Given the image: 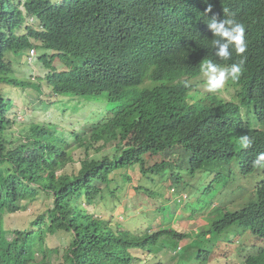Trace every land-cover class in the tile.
Here are the masks:
<instances>
[{
  "label": "trees",
  "instance_id": "16d2710c",
  "mask_svg": "<svg viewBox=\"0 0 264 264\" xmlns=\"http://www.w3.org/2000/svg\"><path fill=\"white\" fill-rule=\"evenodd\" d=\"M181 2L0 0V225L4 214L25 210L42 194L51 202L31 222L30 230L13 231L17 247H12L0 264H163L154 262V258L169 251L178 255L180 264H207L209 252L205 248L192 255L182 248L177 251L179 242L192 238V234L177 232L171 225L135 233L124 223L107 220L85 208L112 195L108 193L110 182L121 179L125 171L133 177V170L140 175L137 182L128 180V186L136 193L153 194L164 179L194 177L208 162L227 157L219 135L213 134L199 143L208 128L186 127L188 117L178 113V104L173 103L182 94V86L175 80L186 75L192 64L191 49L197 35L195 26L181 14ZM250 3L264 12V0H232L231 12L245 15ZM29 17L35 20L32 26L25 25ZM32 41L40 43L35 46L39 49L37 61L46 69L44 83L55 97L44 102L57 101L58 96L104 92L109 102L121 106L113 110L109 119L88 124L79 136L69 132L68 140L51 122L32 123L28 133L21 130L20 137L13 138L9 131L22 124L13 117L14 100L1 91V86L7 84L21 90L31 87L38 95L43 91L40 79L24 83L16 78L7 55L25 53L33 46ZM56 60L64 72L56 71ZM78 60L84 63L79 65ZM168 69H176V73L165 91L156 99L140 94L139 86L148 75L166 76ZM229 86L235 96L229 97L221 121L233 119V113L245 104L264 108V63L260 67L249 63L244 79H230ZM136 119L144 137L129 143ZM73 149L81 150L84 159L77 173H67L65 170L74 163ZM102 150L110 153L91 158V151ZM169 152H180L182 163L168 157ZM162 156L164 159H160ZM179 195L178 204L188 199ZM253 207L227 212L207 231L202 229L205 223L198 221L202 226L197 233L218 237L233 226H242L263 238ZM57 233L64 234L67 242L50 256L46 238ZM237 237H229L227 243L242 240ZM207 240L217 245L212 238ZM262 251L237 264H264Z\"/></svg>",
  "mask_w": 264,
  "mask_h": 264
},
{
  "label": "rangeland",
  "instance_id": "374dc122",
  "mask_svg": "<svg viewBox=\"0 0 264 264\" xmlns=\"http://www.w3.org/2000/svg\"><path fill=\"white\" fill-rule=\"evenodd\" d=\"M51 1L57 3L59 0ZM27 24L30 26L33 23L31 24V20L29 19ZM38 44L36 43V46ZM36 53L35 59L30 63L24 56V53L17 57L7 55V58L13 62V75L24 83L28 81L35 82V80L40 79V86L43 91L42 94L38 95L31 87L25 86L21 90L19 87L7 84L1 86V91L7 97L14 100L15 114L13 117L16 118L17 122L22 124V126H19V124L14 125L9 131L13 138L16 136L20 137L21 130L24 133H28V128L30 125H33L32 123L51 122L57 125L60 133L66 135V139L68 140L71 139L70 134H68L69 132L74 136H79L82 134V130L88 127L90 121L93 120L95 122L97 120L96 122H98L101 118L107 120L111 116V112L109 111L116 105L121 106V103L109 102L105 98V94L79 97L64 95L58 96L57 101L51 103L44 102L51 101L55 97L50 95L49 89L44 83L43 78L47 71L37 61L39 49L36 50ZM51 54L52 52L49 53V56ZM54 64L57 67V72L64 70V67L57 60ZM42 102L44 103L42 104ZM135 122L137 123L132 127L128 136L129 143L138 142L144 137L143 130L137 119ZM13 130L15 131L14 133ZM12 137L10 138L13 139ZM127 143L128 141L125 142V144ZM72 153L74 163L65 170L67 173H77L80 168V161L84 159L81 150L73 149ZM107 153H110V151L102 150L100 153L91 151L90 156L91 158H99L101 155ZM179 153H174L171 159L182 163L184 157L178 159L177 155ZM160 159H164V157L162 156ZM119 172H122V170ZM133 174L134 177L125 171L121 179L110 182L112 184L108 188V193L112 192V195L106 196L103 201L99 200L95 204L96 206H85V208L94 210L98 215L107 220L124 223L125 227L135 233H140L147 229L168 228L171 225L177 232L192 234V237L195 238L179 242V246L185 253L191 255L199 248L205 247L209 252L207 264H237L243 261L244 255H247L249 251L256 250L257 247L264 245L259 239L248 238L247 236L246 238H242V240H234L233 244H228L229 237L250 233L249 230L242 226H233L224 234H217L216 236L218 237L211 234V238L217 245H213L206 238L202 239L204 236L198 235V233L195 234L197 231L195 227H192V224H198V221H200L210 225V222L217 220L222 213L230 211L228 208H235L242 202V200L236 198L245 196L246 201L242 205L247 204L253 198L252 195H249V190H253L255 184L254 178L246 179L229 164L208 163L207 167L198 172L194 177L182 175L177 180L171 179L167 181L164 179L159 188L154 190L156 192L153 194L152 192L139 194V192L136 193L134 188H130L128 180L131 179L133 182H137L140 178V175L134 170ZM110 177H114L113 174ZM213 179L220 183L219 186H215L212 183ZM224 184L226 187L220 188ZM103 186L101 185V187ZM171 188H174L175 191L173 192ZM148 190L151 191L150 187H148ZM201 191L202 194L200 196ZM182 192L187 194L188 199L178 204L176 199L180 198L179 194ZM241 192H245L247 195ZM184 196L185 194H183ZM35 200L27 206L25 211L13 215L6 214V217L3 219V229L4 227L11 230L30 229L31 222L37 218L42 210L47 209L51 204L49 197H44L43 194ZM225 204L228 208H226ZM202 229L204 231L207 230L206 226H203ZM66 242L67 238L62 233L48 235L46 245L51 250L48 254L50 256L55 255V249L64 248ZM139 254L141 253L139 252ZM140 258L144 259V256H140ZM180 260L178 255L173 251L162 252L154 258V262H162L163 264H180Z\"/></svg>",
  "mask_w": 264,
  "mask_h": 264
},
{
  "label": "clouds",
  "instance_id": "9594fccd",
  "mask_svg": "<svg viewBox=\"0 0 264 264\" xmlns=\"http://www.w3.org/2000/svg\"><path fill=\"white\" fill-rule=\"evenodd\" d=\"M183 1L181 2V4L183 3L181 14L183 18H186L189 23L195 26L197 35L191 49L192 64L188 67L186 75L177 77L175 80V83L181 84L182 94L173 103L178 104V113L188 117L185 122L186 127L196 130L208 128V134L199 143L209 140L213 134L219 135V144L223 147L227 157L225 160H213L208 163L229 164L241 176L246 179L254 178L255 181L253 190H249V195H252L253 198L247 204L242 205L246 201L245 196L236 198L242 200L239 205L235 208H228L226 206L228 203H226L225 206L230 211L222 213L217 220L210 222V225L206 223L203 226H206L208 230L211 224L220 222L222 216L226 215L227 212L234 213L251 205V207L254 206L253 211L258 227L264 234V196L260 197L264 195V108H255L251 104H245L233 113V119L226 118L221 121V116L227 108L229 97H233L234 99L235 96V92H231L229 80L231 79L235 82L239 79H244L249 63L255 64L258 67L264 63V12L253 8L252 3H250L247 12H245L247 14H234L230 9L232 0ZM29 19L31 20V24L33 23L32 25H34L35 20L32 17L26 19L25 25H28ZM31 43L33 46L27 48L24 53L29 63L35 59L37 55L36 50L38 49L35 47L36 42L32 41ZM77 63L82 65L84 62L78 60ZM175 73L176 69H168L166 76L157 75L150 77L148 75L139 86L138 90L140 94L146 93L151 99H156L167 89L175 78H173ZM192 73L194 74L193 76L191 75ZM101 94L105 93L102 92L91 96H99ZM117 106L109 111L111 112V116ZM102 120L104 118L99 119L98 122H96L97 120L95 122L92 120L89 124L93 125ZM174 137L175 135L172 136V139ZM171 154L172 152L167 153L168 157L171 158L174 155ZM181 157L182 154L179 153L177 158L180 159ZM212 182H214L215 186H219L220 184L214 179ZM225 187L226 185L224 184L220 188ZM171 190L174 192V189L171 188ZM241 193L247 195L245 192ZM181 194V198H188L186 193L182 192ZM183 194H185L184 197ZM201 194L202 191L199 195L201 196ZM237 207L239 208L236 209ZM18 212L11 214L13 215ZM5 217L6 214H4L0 225V259L7 258L10 249L17 247L15 241H13L15 237L13 231L20 230H11L6 227L3 229V219ZM187 220L191 221V219ZM198 226L199 224H192V227H195L196 231ZM206 233L204 238L210 239L211 234ZM246 236L248 238L259 239L264 244V236L263 238H258L252 235V233L241 234L237 238L242 239L246 238ZM193 238L195 237L186 240L189 241ZM179 250L181 248L177 245V251ZM262 250H264V245L257 247L256 250L249 251L247 255L245 254L246 256L244 255L243 260L248 256H257L263 252Z\"/></svg>",
  "mask_w": 264,
  "mask_h": 264
}]
</instances>
